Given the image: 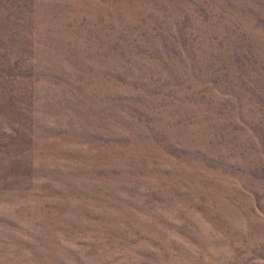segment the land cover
<instances>
[{"label":"rangeland","instance_id":"1","mask_svg":"<svg viewBox=\"0 0 264 264\" xmlns=\"http://www.w3.org/2000/svg\"><path fill=\"white\" fill-rule=\"evenodd\" d=\"M0 264H264V0H0Z\"/></svg>","mask_w":264,"mask_h":264}]
</instances>
